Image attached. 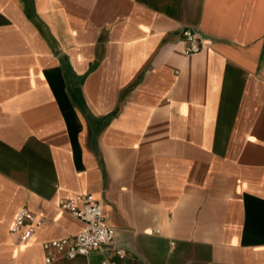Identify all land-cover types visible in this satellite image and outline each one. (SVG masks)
I'll list each match as a JSON object with an SVG mask.
<instances>
[{
    "label": "crops",
    "instance_id": "crops-1",
    "mask_svg": "<svg viewBox=\"0 0 264 264\" xmlns=\"http://www.w3.org/2000/svg\"><path fill=\"white\" fill-rule=\"evenodd\" d=\"M80 194L113 243L46 263ZM105 261L264 264V0H0V264Z\"/></svg>",
    "mask_w": 264,
    "mask_h": 264
},
{
    "label": "built area",
    "instance_id": "built-area-1",
    "mask_svg": "<svg viewBox=\"0 0 264 264\" xmlns=\"http://www.w3.org/2000/svg\"><path fill=\"white\" fill-rule=\"evenodd\" d=\"M183 38L184 53L187 56L200 53L205 46V42L195 29H186ZM58 207L78 219L82 223V229L72 237L42 243L46 263H50L56 255L74 259L94 251H102L112 245L115 230L109 224L108 215L102 206L91 200L89 195L80 194L74 198L62 199ZM41 224L42 219H36L32 211L22 207L14 219L10 233L20 237L21 242L26 243L30 240L35 228ZM116 254L121 257L124 255L121 250H116ZM102 264L111 263L105 261Z\"/></svg>",
    "mask_w": 264,
    "mask_h": 264
}]
</instances>
